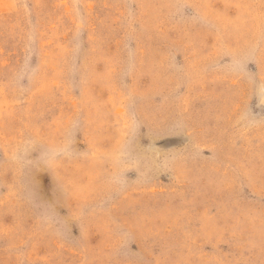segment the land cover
<instances>
[{"label": "rangeland", "instance_id": "1", "mask_svg": "<svg viewBox=\"0 0 264 264\" xmlns=\"http://www.w3.org/2000/svg\"><path fill=\"white\" fill-rule=\"evenodd\" d=\"M0 264H264V0H0Z\"/></svg>", "mask_w": 264, "mask_h": 264}]
</instances>
